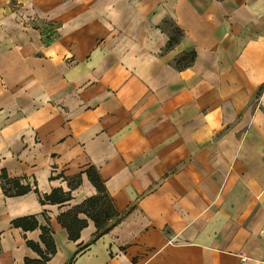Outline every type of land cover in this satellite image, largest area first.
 Returning <instances> with one entry per match:
<instances>
[{
  "label": "crops",
  "instance_id": "0c3cea01",
  "mask_svg": "<svg viewBox=\"0 0 264 264\" xmlns=\"http://www.w3.org/2000/svg\"><path fill=\"white\" fill-rule=\"evenodd\" d=\"M89 169L117 215L73 241ZM42 227L48 264H264V0H0V264L40 259Z\"/></svg>",
  "mask_w": 264,
  "mask_h": 264
},
{
  "label": "trees",
  "instance_id": "16d2710c",
  "mask_svg": "<svg viewBox=\"0 0 264 264\" xmlns=\"http://www.w3.org/2000/svg\"><path fill=\"white\" fill-rule=\"evenodd\" d=\"M161 29L167 32L170 36L167 49L176 47L183 38V31L170 19H167L162 23ZM195 59V52L186 53L181 58H179L175 64L178 69H183L191 66L195 62ZM87 174L91 182L97 188L98 195L87 200L81 206L75 208L67 214L62 215L59 218L61 224L68 230L70 239L73 241H76L79 238L80 230L85 226V223L79 221L77 218V213L82 211L91 217L99 229V235L109 230V228L106 227L107 221H109L112 216L117 215V212L114 210L109 199L104 181L93 169H89ZM1 182L3 191L7 196H22L31 191L29 186L22 185L17 179L8 178L6 173L2 174ZM70 186L71 188H75L77 184L70 183ZM69 198L70 194L64 193L62 190H54L49 196L45 197L43 202L48 201L54 204H59L68 201ZM12 224L14 227L21 228L25 232L33 231L39 227L35 216H27L17 219L13 221ZM41 230V243L45 246V250L41 248L40 244L27 241L28 247L36 252L40 256V259H26L24 264H48L51 256L56 253V246L52 236V231L46 227H42Z\"/></svg>",
  "mask_w": 264,
  "mask_h": 264
},
{
  "label": "built area",
  "instance_id": "2783aa9c",
  "mask_svg": "<svg viewBox=\"0 0 264 264\" xmlns=\"http://www.w3.org/2000/svg\"><path fill=\"white\" fill-rule=\"evenodd\" d=\"M262 232H263V234H264V229H263V231H262Z\"/></svg>",
  "mask_w": 264,
  "mask_h": 264
}]
</instances>
